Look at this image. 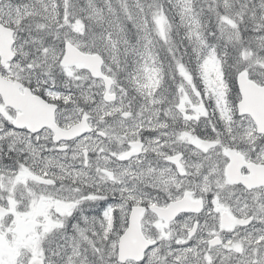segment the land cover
<instances>
[{"label":"snow or ice","instance_id":"obj_1","mask_svg":"<svg viewBox=\"0 0 264 264\" xmlns=\"http://www.w3.org/2000/svg\"><path fill=\"white\" fill-rule=\"evenodd\" d=\"M0 264H264V0H0Z\"/></svg>","mask_w":264,"mask_h":264}]
</instances>
